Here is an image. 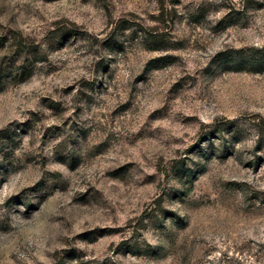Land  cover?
Masks as SVG:
<instances>
[{"label": "rangeland", "instance_id": "obj_1", "mask_svg": "<svg viewBox=\"0 0 264 264\" xmlns=\"http://www.w3.org/2000/svg\"><path fill=\"white\" fill-rule=\"evenodd\" d=\"M0 264H264V0H0Z\"/></svg>", "mask_w": 264, "mask_h": 264}]
</instances>
